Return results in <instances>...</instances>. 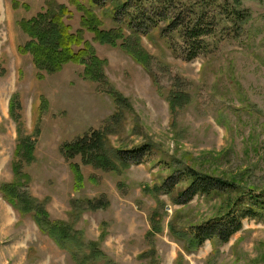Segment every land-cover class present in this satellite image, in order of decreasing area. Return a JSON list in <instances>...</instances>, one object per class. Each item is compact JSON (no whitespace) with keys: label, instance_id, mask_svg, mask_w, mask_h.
<instances>
[{"label":"rangeland","instance_id":"374dc122","mask_svg":"<svg viewBox=\"0 0 264 264\" xmlns=\"http://www.w3.org/2000/svg\"><path fill=\"white\" fill-rule=\"evenodd\" d=\"M203 13L210 36L189 60L168 28ZM47 14L83 32L106 62L104 84L82 63L38 71L24 28ZM144 15L154 23L140 29ZM26 140L33 151H21ZM77 143L90 149H66ZM189 170L234 192L185 198ZM260 193L264 0H0V264H264V218L238 212L242 230L227 244L194 242L234 200Z\"/></svg>","mask_w":264,"mask_h":264},{"label":"trees","instance_id":"16d2710c","mask_svg":"<svg viewBox=\"0 0 264 264\" xmlns=\"http://www.w3.org/2000/svg\"><path fill=\"white\" fill-rule=\"evenodd\" d=\"M96 1L100 4V2L103 0ZM198 1L200 0H193V2ZM206 1L207 0H202V3H205ZM127 8L128 6L126 5L123 9ZM60 11L64 14L67 13L66 9H60ZM225 15L228 16L229 13L227 12ZM232 15L233 18H238V20L245 19L246 17V15H244L239 10L232 12ZM41 17L42 19L40 21L29 22L28 27H30L24 28V31L31 38V41L26 47L23 48V51H28L33 55L38 71L40 73L54 75L60 73L62 69L68 64L82 63V65L86 67V77L88 79L104 84L106 77L103 73L106 62L100 60L97 57L95 49L90 43L83 41L81 36L83 32L80 31L78 34L73 35L71 33V29L66 27V25L62 23V20L59 19L58 16H50V14H47L45 16L42 15ZM191 17L192 24V21L195 19V15ZM177 18L179 19L174 20L169 26L168 30L180 31L182 38L185 40L186 44L190 46L191 55L188 57V59L194 60L203 53V50L206 48L205 40L210 36L207 28L205 29L203 27V24L206 23L205 13L199 15V18L194 20L192 26L184 25L185 18H183L182 15L177 14ZM153 23L154 21L152 18L146 17L144 15L140 21V29L147 28V26ZM88 30L94 34L95 40L100 44L117 46L118 40L112 38V32L99 30V27H93L92 29L89 27ZM76 49H79V51H76ZM115 100L118 102L121 100V98H115ZM13 108L15 107L13 106ZM92 142H96L98 145L96 148H94V150L88 151L90 148L86 149L85 147L75 149L76 145L79 146L78 144L80 143H77L74 146L72 145L71 147L66 146V149H75L79 152L87 150L88 153L86 155H88L90 152H95V154L91 153L90 155L91 159H94L93 155H97L96 151L102 148L103 139H98L95 137V139H92ZM29 143V140H26L22 147L29 145L27 147L28 149L26 150V148L23 147L21 151H33L32 144ZM18 156L21 158H26L22 152L19 153ZM186 172L187 173L185 175L190 180L191 185L184 192L185 198L192 199L196 196L210 197L213 195L221 196L222 194L232 190L234 192L235 187L230 183L209 176L200 175L192 170ZM169 193H171V191H169ZM249 199L250 203L248 205L245 204L246 198L242 199L240 197L237 201L234 200L228 207V210L216 218L218 220V224L216 226L210 229L199 227L194 235L195 246L201 247L208 240H219L222 244H227L234 235L242 230V220H237V218L232 217L238 212H241L243 219L264 218V195L261 193L256 196L251 195ZM34 210L36 211V209ZM38 212L39 216L36 215V219L42 222L40 219V214L43 212L40 208H37V214ZM64 232L65 231L62 229V226H57L52 229L51 236H53L55 241L60 244L64 238L59 241L58 237H62Z\"/></svg>","mask_w":264,"mask_h":264}]
</instances>
